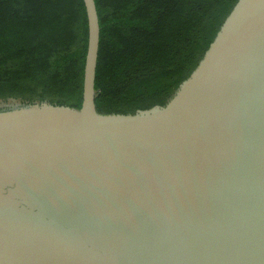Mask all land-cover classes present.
Listing matches in <instances>:
<instances>
[{
    "label": "water",
    "instance_id": "1",
    "mask_svg": "<svg viewBox=\"0 0 264 264\" xmlns=\"http://www.w3.org/2000/svg\"><path fill=\"white\" fill-rule=\"evenodd\" d=\"M0 111V264H264V0H236L164 105Z\"/></svg>",
    "mask_w": 264,
    "mask_h": 264
},
{
    "label": "trees",
    "instance_id": "2",
    "mask_svg": "<svg viewBox=\"0 0 264 264\" xmlns=\"http://www.w3.org/2000/svg\"><path fill=\"white\" fill-rule=\"evenodd\" d=\"M236 0H94L98 113L164 105ZM83 0H0V111L46 101L79 108L87 49Z\"/></svg>",
    "mask_w": 264,
    "mask_h": 264
},
{
    "label": "rangeland",
    "instance_id": "3",
    "mask_svg": "<svg viewBox=\"0 0 264 264\" xmlns=\"http://www.w3.org/2000/svg\"><path fill=\"white\" fill-rule=\"evenodd\" d=\"M8 104H13L14 105V103H12V102H8Z\"/></svg>",
    "mask_w": 264,
    "mask_h": 264
}]
</instances>
